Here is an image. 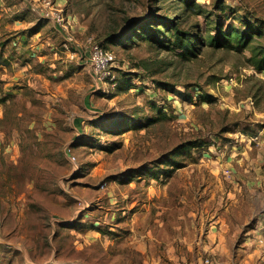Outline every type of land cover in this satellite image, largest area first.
<instances>
[{
	"label": "rangeland",
	"instance_id": "rangeland-1",
	"mask_svg": "<svg viewBox=\"0 0 264 264\" xmlns=\"http://www.w3.org/2000/svg\"><path fill=\"white\" fill-rule=\"evenodd\" d=\"M176 1L0 0V264L236 262L264 230L252 50L127 41L153 10L182 21ZM194 1L181 27L200 37L207 18L264 24V0ZM90 39L114 79L98 82Z\"/></svg>",
	"mask_w": 264,
	"mask_h": 264
},
{
	"label": "trees",
	"instance_id": "trees-1",
	"mask_svg": "<svg viewBox=\"0 0 264 264\" xmlns=\"http://www.w3.org/2000/svg\"><path fill=\"white\" fill-rule=\"evenodd\" d=\"M176 2L180 5H176L175 10L182 6L185 7V10H180L179 12L183 16L182 21H178V14L168 12L161 15L153 10L148 13L147 17L140 20L137 19L129 24L127 41L135 42L137 39H148L166 49L180 50L179 52L184 54V56H187V54L196 55L203 45H211L217 48L233 47L238 49L249 47L252 50V61L255 68L264 71V45L262 43H254L264 36L263 23L246 21L243 23L246 26L245 30H242L234 24L224 30L219 19L207 18V24H210V26L214 24L216 27V34H212L211 29H206V31L201 30L202 33L204 31V35L200 37L198 34L193 33L191 31L192 29L181 27V22L185 19L186 9H190L191 6H197L202 12L201 6L194 0H177ZM226 8L228 7H222V10H226ZM114 38V41L121 42L122 38L120 35ZM179 94L183 98L186 96L192 98V95L185 92ZM198 145L197 142L191 141L189 144L178 149V151L190 150L191 147H197Z\"/></svg>",
	"mask_w": 264,
	"mask_h": 264
},
{
	"label": "built area",
	"instance_id": "built-area-1",
	"mask_svg": "<svg viewBox=\"0 0 264 264\" xmlns=\"http://www.w3.org/2000/svg\"><path fill=\"white\" fill-rule=\"evenodd\" d=\"M53 16L61 22L62 26L66 28V25L63 23L62 16L58 13H53ZM68 40L65 42V46L69 48L68 41L73 43V36L68 35L66 37ZM90 50L88 56V61L91 69L94 71L95 76L99 81H103L106 78L111 76V79H114L112 75L110 65L115 61V55L111 49L105 48L100 42L94 41L93 39L89 40ZM256 243L260 246H264V230L258 232L256 235ZM202 264H236L234 261H214L211 259H206Z\"/></svg>",
	"mask_w": 264,
	"mask_h": 264
},
{
	"label": "crops",
	"instance_id": "crops-1",
	"mask_svg": "<svg viewBox=\"0 0 264 264\" xmlns=\"http://www.w3.org/2000/svg\"><path fill=\"white\" fill-rule=\"evenodd\" d=\"M260 225V224H259ZM258 225V226H259ZM260 227V226H259ZM259 227L257 228L259 230ZM258 230H255V233ZM256 233V234H257ZM246 240L239 248L236 256V264H264V246L256 243V235L253 240Z\"/></svg>",
	"mask_w": 264,
	"mask_h": 264
}]
</instances>
